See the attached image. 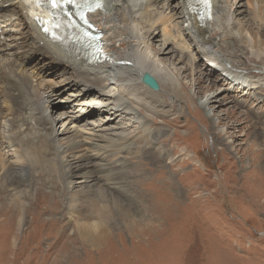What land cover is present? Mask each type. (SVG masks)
Segmentation results:
<instances>
[{
	"label": "rangeland",
	"instance_id": "1",
	"mask_svg": "<svg viewBox=\"0 0 264 264\" xmlns=\"http://www.w3.org/2000/svg\"><path fill=\"white\" fill-rule=\"evenodd\" d=\"M217 1L222 12L216 17L234 30L249 52L241 76L264 77L260 36L264 0ZM180 2L156 3L152 10L159 24L153 30L139 16L130 19L140 33V38H132V48L167 59L161 65L172 75L177 93L166 90L156 78L161 91L147 89L153 92L149 97L164 101L169 115L144 112L127 99L111 100L109 96L118 93L114 83L106 92L85 90L78 76L65 71L53 54L32 55L38 50L31 47L13 57L0 51L1 112L7 116L11 105V91L5 86L8 73L21 67L29 75L41 111L50 116L60 162L72 163L74 156L84 154L99 160L102 156L95 147L107 151L118 143L132 151L118 158L121 170L109 179L90 168L86 170L99 176L97 181L85 176L87 182L78 178L69 186L75 194L101 190L107 197L106 210L94 209L86 196V201L75 204L78 211L72 215L65 207L66 180L59 172L41 179L40 172L32 169L26 182L28 195L25 186L11 190L0 176V264H264V86L257 83L256 89L242 90L231 85L228 72L216 68L213 56L197 52L186 34L190 24L180 15ZM164 20L176 36L181 35L183 48L165 46L161 32L154 39ZM4 30L15 35L18 26L9 24ZM116 36L109 49L122 51L123 37ZM8 42L15 45L21 40ZM166 47L171 53L162 55L160 50ZM216 48L208 50L216 54ZM81 92L86 99H77ZM120 105L123 112H117ZM88 110L97 112L89 117ZM29 117L28 130L23 127L15 133L10 132L12 118L1 117L2 136L37 139L41 132ZM64 129L69 132L63 134ZM83 144L91 150L61 154ZM136 145L146 154L136 152ZM4 153L13 152L4 149ZM59 185L64 190L61 196ZM16 198L23 202V218ZM79 223H87L88 239L79 235Z\"/></svg>",
	"mask_w": 264,
	"mask_h": 264
},
{
	"label": "bare ground",
	"instance_id": "2",
	"mask_svg": "<svg viewBox=\"0 0 264 264\" xmlns=\"http://www.w3.org/2000/svg\"><path fill=\"white\" fill-rule=\"evenodd\" d=\"M160 2L161 0H103L102 9L97 13L91 14L90 18L97 24L102 33L105 34L104 39L107 42V45L113 39L115 40V37L117 38L116 35H118L119 38L123 37V49L122 51L115 47L109 49V46H107L109 58L106 59L103 64H97L95 62H90L87 53L82 51L83 41L78 33L74 34L72 38L66 40H58L56 38L51 39L45 32L47 26L44 20H41L38 16L30 15L29 9L23 0H5L0 5V51L12 55L13 57L15 54L24 55L28 53L27 48L31 47L32 49L38 50L34 51L32 55L40 54L44 57V53L53 54L57 57L59 62L63 63L65 71L78 76L79 80H81L80 82L85 85V90L87 89L90 92L95 90L104 92L105 89L112 86V83H114V86L117 87L116 91H118V93L114 94L112 97L109 96L111 100L113 99L119 102V99H127L128 101H131L129 104L135 105L136 108L138 107L144 112L147 111L152 114L162 113L163 115H169L167 109L168 106H165L164 101L149 97L153 92L147 89L148 86L145 85L142 80L145 74H149L158 81L160 80L161 83L164 82L166 90L172 93H177V85L173 80L172 75L164 68L165 66L161 65L162 63L167 62V59L156 58L148 49L143 50V48H132L131 46L132 38H140L138 25H131L132 20L136 21L137 16H139L141 23H144L146 26L148 25V27L150 26L153 30L155 26L159 24V20L156 19L152 8L156 6V3ZM180 4L182 5L180 15L182 16V19H185L190 24V28L187 30L186 34L190 37L194 44V49L197 52L206 56L208 55L209 57L213 56L214 61L219 65V67L216 68L221 72H228V76L231 79L229 80L231 85H234L235 87L238 86L242 90L256 89L257 87L255 85L257 83L264 86V77H259L258 80H254L256 77L246 76V78H244L245 76H241L240 72L245 71L244 69H246V67L242 65L244 57L249 54V52L246 48L244 49L243 46L240 45L241 41L234 35V30H228L225 27L223 20L221 21L216 17L217 13L221 11V9H218L219 5L217 0H210L209 4L206 6L201 0H181ZM131 18L132 20H130ZM65 22L68 25L71 24L67 18H65ZM9 24H16L18 26L15 35H11L7 30H4V27H8ZM158 26V29L155 30L160 31L153 36L154 39H157L161 32L162 38L164 42H166L164 44L165 46L172 45V48L177 46L182 47L183 41L181 40V35L177 34L176 36L171 29L167 28L168 23L165 20ZM147 33H149V31H147ZM149 35H154V32ZM260 36L262 39L264 38V34H260ZM11 39L18 41L21 40V43L18 42L17 44L12 45L8 42ZM214 45H217L216 50L218 53L216 54L208 50V48H213ZM263 45L264 44H261V46ZM13 47L17 48L13 49ZM160 51L162 55H169L171 53V51H168V47L162 48ZM20 68L16 69V72L8 73L5 86L11 91L8 93L11 97V105L9 104L10 109L7 116H5L3 111L1 112L0 110V118L3 117L7 119L11 117L12 122L10 132L15 133L23 127H26V130H28V117L26 118L28 115L30 116L29 118L38 125L37 128L41 132V135L38 136L37 139L22 138V140L12 135H9L8 138H4L0 132V176L8 182L7 185L11 190L19 188V186H25L26 195H28L30 192V183L26 184V182L29 173L33 172L32 169L40 172L39 177L41 179L49 178L59 172L60 176L64 177L66 180V182L64 181V188L67 191V196L64 197V200L66 201L65 207H69L72 215H76L78 211L77 205L82 200L86 201V196L87 200L89 199L87 202H89L94 209L100 207L106 210L109 206L104 199L107 197H105V193L101 190L90 195L86 194V191L75 194L69 186H71V183L75 184L77 182L76 179L78 178H84L82 179L83 182H87L85 179L92 177L93 181H95L99 176L97 177V175L95 176V173L86 170L90 168L97 169L95 171H98L100 178L109 179L111 175H114L121 170V167L116 164V162L120 161L118 158L122 155L126 157L127 154H131V149L127 150L121 143L108 148L109 150L107 151L95 147L97 153L102 156L99 160H97L98 158L92 160V157L84 154L82 157L74 156L72 163H68L67 161L64 163L60 162V159H58L57 156L59 150H56L57 136H54L55 130L53 131V128L50 127L49 124L50 116H47L41 111L43 109L39 107V99L36 98V94L31 90L30 80L28 79L29 75L25 69ZM31 72L33 73V71ZM119 86H121V88H119ZM159 91H161L160 88ZM100 94L103 96L102 93ZM14 98L15 102H13ZM83 98H87L85 92H81V95L77 97L78 100H82ZM30 102L33 103V106L28 108ZM120 107L122 106L120 105L118 109ZM127 107L128 106H126V108ZM81 111L84 112L82 109ZM88 111L89 117L97 112L91 110ZM123 111L124 109H119L117 112ZM110 114H112V112H110ZM114 114L115 113H113V115ZM62 126H64V124ZM63 131V134L69 132L66 129ZM146 137V141H148L149 144L150 136L148 135ZM71 147L64 149L61 154H72L77 150L81 152L82 150H84V152L91 150L85 144L78 147L75 146V148ZM4 149H9V151H12L13 153L7 155L5 154L7 152L4 153ZM134 149L136 152L138 151L142 154H146L147 152L146 149L139 145H136ZM125 150H127L126 153H124ZM6 156H9V159H7ZM12 159L14 160V162L12 161L13 163L11 162ZM102 159H106V163H103L101 161ZM85 176L87 177L85 178ZM6 188L8 189V187ZM63 192L64 190L61 188L60 196ZM80 196H84V198L82 199ZM15 204H17L18 207L20 205V208H22L20 215L21 218H23L22 214L24 206L22 200L16 198ZM101 204L103 206H100ZM62 206L64 207V205ZM85 213H87V210ZM85 216L87 218V215ZM77 228L79 235L83 237L87 236L88 239L89 231L87 223H79ZM63 230L64 229L61 228L60 232L65 233Z\"/></svg>",
	"mask_w": 264,
	"mask_h": 264
},
{
	"label": "snow or ice",
	"instance_id": "3",
	"mask_svg": "<svg viewBox=\"0 0 264 264\" xmlns=\"http://www.w3.org/2000/svg\"><path fill=\"white\" fill-rule=\"evenodd\" d=\"M46 2L50 3L53 7H60L61 3L64 4H72L74 0H46ZM26 4H33V3H39V0H25ZM99 6V4L97 5Z\"/></svg>",
	"mask_w": 264,
	"mask_h": 264
},
{
	"label": "water",
	"instance_id": "4",
	"mask_svg": "<svg viewBox=\"0 0 264 264\" xmlns=\"http://www.w3.org/2000/svg\"><path fill=\"white\" fill-rule=\"evenodd\" d=\"M145 85H147L150 89L159 91V85L154 77L149 74H145L142 78Z\"/></svg>",
	"mask_w": 264,
	"mask_h": 264
},
{
	"label": "clouds",
	"instance_id": "5",
	"mask_svg": "<svg viewBox=\"0 0 264 264\" xmlns=\"http://www.w3.org/2000/svg\"><path fill=\"white\" fill-rule=\"evenodd\" d=\"M202 1V0H201ZM210 1V0H209ZM203 3V2H202ZM205 5V4H204ZM201 17H202V12H201ZM102 32V31H101ZM103 34V33H102ZM105 35V34H104ZM105 38V37H104ZM104 41H105V39H104ZM106 42V41H105ZM107 42H106V46H105V52L108 54V56H109V53L107 52ZM97 64H103V62H101V63H97Z\"/></svg>",
	"mask_w": 264,
	"mask_h": 264
}]
</instances>
